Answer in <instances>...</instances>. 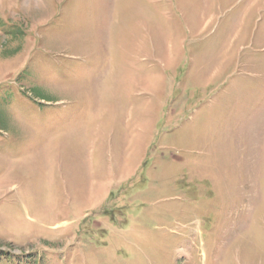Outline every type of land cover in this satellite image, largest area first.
<instances>
[{
  "label": "rangeland",
  "instance_id": "374dc122",
  "mask_svg": "<svg viewBox=\"0 0 264 264\" xmlns=\"http://www.w3.org/2000/svg\"><path fill=\"white\" fill-rule=\"evenodd\" d=\"M0 264H264V0H0Z\"/></svg>",
  "mask_w": 264,
  "mask_h": 264
}]
</instances>
